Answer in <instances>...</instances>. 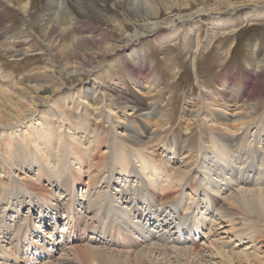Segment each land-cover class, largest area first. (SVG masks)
I'll list each match as a JSON object with an SVG mask.
<instances>
[{"label": "bare ground", "instance_id": "1", "mask_svg": "<svg viewBox=\"0 0 264 264\" xmlns=\"http://www.w3.org/2000/svg\"><path fill=\"white\" fill-rule=\"evenodd\" d=\"M5 1L29 18L30 29L10 34L3 47L21 50V38L29 42L38 22L46 35H58L44 45L50 58L39 62L59 66L62 82L31 84L21 74L9 81L11 74L2 75L0 68V264H264V120L254 123L248 87L228 83L223 92L208 95L204 106L183 113L182 134L174 131L168 139L163 133L174 109L143 99L156 98L152 82H134L141 97L108 86L98 72L99 63L119 48H132L129 59L144 66L133 47L148 32L169 29L166 41L186 32L191 44L189 31L196 35L203 21L209 35L223 30L239 8L251 9L242 22L253 24L264 18V0L203 2L188 14L138 22L132 33L94 52L96 62L84 54V65L72 58L88 24L114 21L106 0H42L35 16L34 0ZM130 10L138 11L134 4ZM6 22L0 19V26ZM257 48L251 45L252 65L260 70L264 56ZM41 70L55 73L46 64L28 72ZM65 86L71 105L90 115L94 109L110 123L109 138L96 128L82 132L78 119L66 117L67 99L55 97ZM112 103L135 110L131 119L140 133L150 134L148 143L139 134L119 135ZM148 109L152 128L135 115ZM157 148L176 158L149 153Z\"/></svg>", "mask_w": 264, "mask_h": 264}, {"label": "rangeland", "instance_id": "2", "mask_svg": "<svg viewBox=\"0 0 264 264\" xmlns=\"http://www.w3.org/2000/svg\"><path fill=\"white\" fill-rule=\"evenodd\" d=\"M215 1L216 0H106L107 6L111 8L110 13L114 21L110 22L97 19L89 23L88 29H85L84 34H82L86 41L84 40L81 42L79 46L80 49L72 59L74 62H78L79 65H84L88 62L83 60L85 54L86 56L89 55L88 58L90 61L96 62L97 59L96 55L93 54L94 52L102 48L105 43H115L123 35L132 33L136 23L152 22L155 19L166 20L176 15L188 14L202 6L203 2L211 4ZM42 4V0H34L31 16H35L37 9L40 8ZM133 4L137 6V12L130 10ZM114 9L117 10L115 11ZM247 10L251 9L239 8L235 13L231 14L234 19L231 22L232 25L226 26L228 30L226 27L223 29L224 31L217 29L210 35L207 30L208 24H205L206 21H203L201 23V30L196 35L192 36V32L189 31L188 38H191V41L193 40L191 44L184 39L183 35H185L186 32L180 36H173L169 41L165 40V37L170 33L169 29L161 28L154 33L148 32L147 35L140 37L137 45L133 47L140 52L142 56L141 62L145 67L142 66L139 69L137 66L133 65L132 59H129L130 55H128L132 48L129 50L119 48L109 55L108 61L99 63L100 67L98 68V72L102 74V80L105 83L109 81L107 83L108 86L117 85L124 91L128 89L134 90L141 97V92H138L134 82L143 80L146 81L147 84L149 83L148 85L152 82L153 86L157 87L155 90L157 95L156 98L154 100H146V98L143 97V99H145L146 102H155L157 105L169 103V107H173L174 109L171 123L168 125L169 130L163 133L168 139L172 138L171 136L174 131L178 132L179 135L182 134L180 132L182 131L180 129V118L184 115L183 113L185 111L190 109L195 110L198 106H204L205 98L208 95L212 96L214 92H223V87L228 83H237V87H248L246 93L247 95L251 94L249 97L251 98L250 102L252 105H256V113L253 112L254 119H256L254 123L260 118L264 120V69L256 70L254 68V65H252L254 64V59L251 53V45L256 44L258 46L256 54L259 58L264 56V18L257 19L253 24H243L242 18ZM0 19L7 21L6 26H0V68H3L2 75L11 74L8 78L9 81H11L10 79H13L14 76H20L21 74L20 77L24 78L23 81L31 84L35 83L37 80L41 85H52L53 82L57 81L58 83L62 82L59 81L60 75L57 73L59 72V66L57 67L54 62L45 60H43L44 62H39L42 58H50V52L46 50L44 45L45 43L54 41L58 35H46V33L38 28L37 25L39 24L37 22V24L34 25L37 33H35V31H30V33H32L30 41L25 42V39L21 38L23 42L20 46L21 50L6 49L3 47L2 43H7L5 40L8 41V36L10 34L20 31L27 32L30 29L28 26L29 18L20 15L16 6H13L5 0H1ZM33 20L36 21L35 18ZM199 35V41L201 42L198 46L199 48H197L199 42L196 38ZM57 45L58 42L54 45L55 49H57ZM89 49L93 50L89 51ZM194 51L196 52L195 58L193 55ZM58 62V65L64 64L61 59H59ZM45 64L51 66L55 73L47 75L46 73H42V70L28 72L35 67L42 68ZM0 77L2 76L0 75ZM108 92L107 90L106 93L109 94L110 92ZM69 95V86H65L60 92H57L55 96L56 99H63V101L67 99L68 105L65 107L66 117L78 119L79 123H81L82 132L92 134L96 128L97 132H101L103 137L109 138L112 134L110 123L104 121L102 117L98 118L96 114H94V109H89L90 112H92L90 115L86 108L78 109L77 106L71 105L68 99ZM111 108L113 111L112 113L118 118L115 119V125H118L117 131L120 136L126 137L128 134H139V137L143 140H147L148 143L150 134L147 133V131H144L143 134L140 133L137 130L138 127L134 126L133 120L131 119V115L135 113V110H129V108L124 109L114 103H112ZM149 112V109L143 110L137 112L135 115H138L139 120L145 123L148 128H152L153 124L150 120L151 118H148L150 117L148 116ZM190 125L193 131L196 132L197 126L194 120L190 121ZM207 125H210V123H207ZM254 130L252 129L251 132H254ZM218 132L221 133V131ZM109 147V145H105L103 151H109ZM5 148L3 144L2 151H4ZM164 150L166 149L157 148L155 151L150 150L149 153L154 157H160V154L163 153L164 156L168 155L167 157H171V159L176 158L169 150ZM179 158L180 157H178V159ZM117 178H119V175ZM88 179V175L85 174V182H87ZM129 181L135 183L136 178H130ZM27 211L28 206L26 205V207L23 208V213H27ZM38 215H40V212ZM52 226L53 224L51 227ZM244 247L245 246H243V248ZM38 260L40 261V259Z\"/></svg>", "mask_w": 264, "mask_h": 264}]
</instances>
